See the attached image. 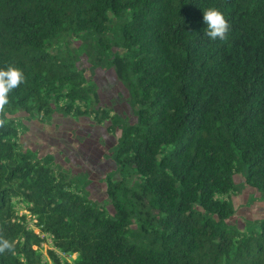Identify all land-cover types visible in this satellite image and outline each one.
<instances>
[{
	"label": "trees",
	"instance_id": "obj_1",
	"mask_svg": "<svg viewBox=\"0 0 264 264\" xmlns=\"http://www.w3.org/2000/svg\"><path fill=\"white\" fill-rule=\"evenodd\" d=\"M209 8L230 25L223 41L205 35ZM82 34L98 63L110 59L137 118L110 123L112 213L15 139L16 112L79 113L90 98L68 49ZM55 39L66 48L53 52ZM8 66L25 82L0 113V237L13 244L0 264L42 262L44 237L14 198L51 237L53 264L57 251L73 264H264V218L244 231L227 222L236 174L264 199V0H0Z\"/></svg>",
	"mask_w": 264,
	"mask_h": 264
},
{
	"label": "rangeland",
	"instance_id": "obj_2",
	"mask_svg": "<svg viewBox=\"0 0 264 264\" xmlns=\"http://www.w3.org/2000/svg\"><path fill=\"white\" fill-rule=\"evenodd\" d=\"M86 39L85 34L70 37L68 49L77 58L75 67L83 71V85L91 90L88 101L80 104L79 113L55 111L49 118H43L37 112H16L13 115L17 125L15 139L22 151L34 155L42 163L51 161L55 169L68 174L73 190L85 194L112 213L113 208L105 192L106 177L115 168L111 155L116 132L111 129L110 123L113 117H118L125 118L128 125H134L137 118L128 103L127 90L114 74L110 59L98 63L90 55L91 47ZM65 48L63 42L53 41V52ZM120 53L126 57L125 52ZM62 104L63 101L59 102V105ZM74 104H79V101ZM120 178L121 175L115 176V179ZM234 178L240 185V191L231 192L234 213L227 222L244 231L256 219L264 218V199L258 191L243 184L240 174ZM125 188L126 185L124 194L121 193L123 198H126ZM13 202L18 215H25L28 227L44 237L38 248L42 256L41 264H53L47 254L53 248L51 237L39 231L35 217L26 210V203L21 198H14ZM57 253L61 264H73L76 258V254Z\"/></svg>",
	"mask_w": 264,
	"mask_h": 264
},
{
	"label": "clouds",
	"instance_id": "obj_3",
	"mask_svg": "<svg viewBox=\"0 0 264 264\" xmlns=\"http://www.w3.org/2000/svg\"><path fill=\"white\" fill-rule=\"evenodd\" d=\"M203 22L206 25L205 35L211 40H225L230 25L224 15L215 8L203 10ZM25 82L22 70L8 66L0 69V113L5 111V106L9 103L8 95L14 89ZM5 125V120L0 119V127ZM13 251V244L7 239L0 237V254Z\"/></svg>",
	"mask_w": 264,
	"mask_h": 264
}]
</instances>
